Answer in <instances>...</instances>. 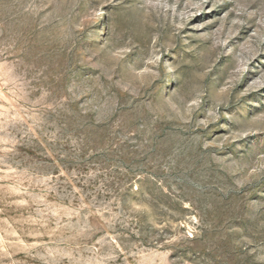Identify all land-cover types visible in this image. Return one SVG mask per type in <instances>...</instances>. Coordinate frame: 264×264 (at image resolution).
Returning a JSON list of instances; mask_svg holds the SVG:
<instances>
[{"label":"rangeland","instance_id":"1","mask_svg":"<svg viewBox=\"0 0 264 264\" xmlns=\"http://www.w3.org/2000/svg\"><path fill=\"white\" fill-rule=\"evenodd\" d=\"M0 264H264V0H0Z\"/></svg>","mask_w":264,"mask_h":264}]
</instances>
